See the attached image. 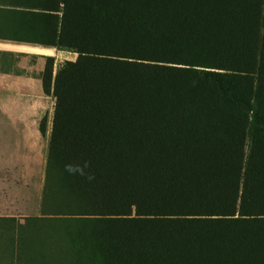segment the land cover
Segmentation results:
<instances>
[{
  "label": "trees",
  "instance_id": "trees-1",
  "mask_svg": "<svg viewBox=\"0 0 264 264\" xmlns=\"http://www.w3.org/2000/svg\"><path fill=\"white\" fill-rule=\"evenodd\" d=\"M16 4L19 42L76 59L43 68L40 216L0 218L9 264H264V0Z\"/></svg>",
  "mask_w": 264,
  "mask_h": 264
},
{
  "label": "rangeland",
  "instance_id": "rangeland-1",
  "mask_svg": "<svg viewBox=\"0 0 264 264\" xmlns=\"http://www.w3.org/2000/svg\"><path fill=\"white\" fill-rule=\"evenodd\" d=\"M16 6V0H0V143L3 144L0 145V218L21 221L22 218L40 216L54 109V99L42 91L43 68L46 59L52 58L54 75L63 62L74 61L76 54L19 42L36 38L18 32V25L26 17ZM14 45L40 46L25 48L40 55L14 50L11 48ZM44 116L46 134L42 136L39 123ZM12 148H15V154L9 162L10 157L3 151ZM28 159L33 163H27ZM11 163L15 170L9 176L8 170H1ZM4 225L7 231L0 232V264H9L13 261L11 247H7L10 231L7 224L0 222V227Z\"/></svg>",
  "mask_w": 264,
  "mask_h": 264
},
{
  "label": "crops",
  "instance_id": "crops-1",
  "mask_svg": "<svg viewBox=\"0 0 264 264\" xmlns=\"http://www.w3.org/2000/svg\"><path fill=\"white\" fill-rule=\"evenodd\" d=\"M29 47H40V46H31V45H14V46H11V48L12 49H14V50H17V51H21V52H27V53H32V54H36V55H40L39 53H35V52H31V51H27L25 48H29ZM42 48H45V47H42ZM5 144V143H4ZM0 145H3L2 143H0ZM0 148H1V146H0ZM6 153V155H7V157H10V160H9V162H11V155L13 154V157H14V154H15V148H12V150L11 151H3V154H5ZM33 163V161H29V159H28V161H27V163ZM2 169V168H1ZM5 171V170H8L9 172H7V174L9 175V176H12V173H13V171L15 170V168L13 167V165H12V163L11 164H9V165H6L5 167H4V169H2L1 171Z\"/></svg>",
  "mask_w": 264,
  "mask_h": 264
},
{
  "label": "clouds",
  "instance_id": "clouds-1",
  "mask_svg": "<svg viewBox=\"0 0 264 264\" xmlns=\"http://www.w3.org/2000/svg\"><path fill=\"white\" fill-rule=\"evenodd\" d=\"M69 171H72V169H69Z\"/></svg>",
  "mask_w": 264,
  "mask_h": 264
}]
</instances>
